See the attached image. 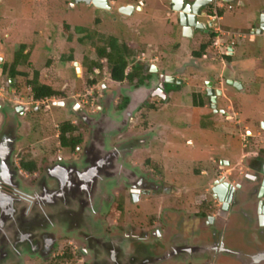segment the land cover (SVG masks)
Instances as JSON below:
<instances>
[{"label": "flooded vegetation", "instance_id": "obj_1", "mask_svg": "<svg viewBox=\"0 0 264 264\" xmlns=\"http://www.w3.org/2000/svg\"><path fill=\"white\" fill-rule=\"evenodd\" d=\"M116 1L107 0L108 7L101 9L72 0L71 7L83 3L112 12ZM159 1L167 8L173 29L179 28L181 34L172 7L166 0ZM235 1L245 7L242 0L207 4L202 10L206 16L199 18L207 27L195 29L192 37L200 40L192 55L212 43V51L223 64L220 73L213 63L206 65L209 53L201 58L193 55L188 67L196 74L182 77L177 71L183 65L177 64L170 72L160 63L152 65L158 58L149 62L143 54L134 60L132 51L126 76L139 66L141 76L117 82L105 68L108 59L100 58L96 50L89 57L104 68L90 75L73 55L63 54L59 61L71 64L73 71L79 63L90 81L99 80L84 85L92 102L81 103L70 100L84 95L70 94L55 79V88L66 94L63 98L30 102L14 89V79L5 76L9 91L21 96L22 103L0 104V264H264V111L250 115L245 108L264 91V31L259 33L264 10L251 32H225L219 22L226 8L233 10ZM218 31L223 47L216 45ZM81 34V43L87 42L89 49L112 52L100 32L81 30ZM2 64L1 76L4 59ZM166 76L182 83H166L164 89ZM179 85L185 90L169 88ZM178 98L186 119L174 131V124L160 125L154 115L170 114ZM57 101L63 104L56 105ZM54 109H64L68 115L56 128L50 121L45 125L37 119L39 113L53 118ZM85 114L95 124L94 131L82 119ZM20 117L33 125V135L39 132V140L18 142ZM187 118L192 120L187 122ZM65 122L76 129L67 136L77 142H62ZM106 122H113V131ZM170 142H182L185 148L204 153L199 169L178 173L180 178L189 173L201 179L198 186L170 183L164 176L166 168L150 158ZM190 154L182 159L192 162ZM164 157L171 162L177 156L167 151ZM222 179L230 182V207L225 210L213 193ZM190 191H202L195 196V212L159 205L139 221L137 211L145 205L156 206L165 197Z\"/></svg>", "mask_w": 264, "mask_h": 264}, {"label": "rangeland", "instance_id": "obj_2", "mask_svg": "<svg viewBox=\"0 0 264 264\" xmlns=\"http://www.w3.org/2000/svg\"><path fill=\"white\" fill-rule=\"evenodd\" d=\"M242 1L245 7H238L235 4L237 1H235L232 5L233 10H230L229 7L226 8L224 17L219 22V27L223 31L236 35H244L251 32L252 28L258 24L260 12L264 10V0ZM142 2L144 6L142 10H136L130 16H124L120 13L124 5ZM71 3H73L72 0H0V58H3L4 62L9 63L12 61L15 51L21 45H26L25 54L31 53L29 61L33 66L28 68L26 63L24 66H19L18 69L20 71H29L31 77L33 71L37 70L41 73L42 78L46 76L52 80H58L60 84L62 83L67 86V91L70 94L81 93V95H84L83 97L78 98L75 96V99H68L70 101L78 100L80 103L82 101L92 102L89 98L90 92L84 91L87 85L85 84L86 80H88L85 70L80 67L81 72L77 71V69L73 71L71 64L59 61L63 54H66V56L73 55L77 62L82 63L84 66V56H91L95 53L96 49H89L87 42L81 43V38L84 35L81 34L78 28L91 34L98 31L102 35V42L108 40L110 43L120 44V47L123 49L131 50V52L135 51L134 60L141 59L143 54H145V60L150 62V60L158 58L159 61L158 59L156 62L151 61L153 62L152 65L160 63L163 68L170 70V72L177 64L183 65L177 71L182 77L196 74L188 65L191 59L195 58L192 55V50L196 51L199 49L200 40L198 36L194 39H185L183 34H180L179 28L173 29L171 19L166 13L167 8L159 0H117L112 12L99 10L83 3L71 7ZM64 23L70 26L71 30L69 33L64 31ZM208 53L210 56L205 60L207 62L206 65L213 63L216 65L218 73H220L223 67V64L221 65L218 61L220 58L214 54L212 49ZM50 60L52 63L49 67L48 63ZM104 70L106 72V69ZM74 73H80L81 76L74 77ZM183 73L184 75H182ZM55 85L58 87V83ZM108 85L115 87L110 81ZM9 88L6 77L1 76L0 72V104L13 102V104L18 105L22 103L21 96H17L15 91L10 92ZM169 88L185 90L183 85L171 86ZM29 101L33 102L31 99ZM184 102L185 104H189V99H184ZM175 103L174 109L171 110L170 114L165 112L155 114L154 116L156 117L155 121L160 125L172 126L174 124L175 128L173 129L177 131L181 127L178 124L182 122V119H186L184 118L186 114H182L181 109L183 105H181L179 98ZM56 105H62V103L57 101ZM33 106L35 104L31 105V110ZM245 108L249 111L250 115L252 111H264V91L261 98L251 99L250 104ZM65 112L66 110L64 109H54L52 111L53 118L49 117L50 120L40 113L36 114V117L40 121L43 120V124L45 125L50 121L53 128H56L58 123L68 116ZM246 113L248 112L246 111ZM51 120L54 121L52 122ZM191 120L192 118H187L185 121ZM28 121L22 117L19 118L18 124L20 125V130L18 133L20 139L18 142H35V140L40 139L39 132L34 133V135L31 133L33 125L29 126ZM1 123L2 115L0 114V126ZM37 123L38 120H36L35 124ZM41 129L38 128V130ZM29 133H31L30 137L27 135ZM167 151L173 153V156H177L176 160L173 159L171 162H168L167 158L164 157ZM201 153L190 148H185L182 142H170L168 147H161L157 154L152 153L150 158H153L154 161H160L166 168L164 176H167L166 178L170 183H175L181 187H196L199 185L198 180L201 181V179H197L189 173L187 177L180 178L178 173L182 170L185 171V169L187 171L199 169V158H203L204 156V153ZM188 154H190L192 162H185V159H182L184 155ZM200 192L202 191L184 192L180 197H165L161 204L158 203L156 206L145 205L137 211V216L140 218L138 219L140 221L145 215L155 212L159 205H177L189 214L195 212L197 207L194 200L196 194Z\"/></svg>", "mask_w": 264, "mask_h": 264}, {"label": "trees", "instance_id": "obj_3", "mask_svg": "<svg viewBox=\"0 0 264 264\" xmlns=\"http://www.w3.org/2000/svg\"><path fill=\"white\" fill-rule=\"evenodd\" d=\"M71 30L70 26H65V32L69 33ZM81 31V29L78 28ZM112 47V52H108L106 48H102L97 50V55L100 58H107L108 63L105 66L107 68L108 73L111 75V79L117 82L124 81L128 79L129 81H133L135 78L141 76V69L142 67L134 68L133 71L130 72L128 76H126V71L130 65V56L132 55L131 50H126L120 47L118 43H110ZM212 49V43L208 42L204 44L200 51L194 52L193 55L195 57H204L209 50ZM26 45H21L18 50L15 51L12 61L5 64L3 68V76L13 78L15 81L14 89L26 99H32L36 103H41L47 99L57 98L60 100L65 96V92L62 90L55 88L53 80L49 81L42 78V75L39 71H33V75L31 77L29 71L18 69L19 66H24L26 63L28 68L32 67L33 64L29 61L31 58V53L28 52L25 54ZM89 56L85 58L84 61V68L88 75L95 74L96 69L102 70L104 66L99 63V61L91 60ZM70 60H73L71 56ZM52 61L50 60L48 66H51ZM23 77V81H20V78ZM74 77H76V73H74ZM88 79V78H87ZM98 79L96 80H89L86 82L87 86L98 84ZM30 89V90H29ZM28 90L31 93H28ZM75 131L76 129L74 126H71L69 122H65L61 125V140L66 144V142H77V140L73 137L68 138V133ZM26 169H29L27 164H24Z\"/></svg>", "mask_w": 264, "mask_h": 264}, {"label": "water", "instance_id": "obj_4", "mask_svg": "<svg viewBox=\"0 0 264 264\" xmlns=\"http://www.w3.org/2000/svg\"><path fill=\"white\" fill-rule=\"evenodd\" d=\"M169 5L172 7V11L176 16L178 17V21L180 26L182 27V33L185 38H192L193 33L195 29H204L207 27V23L200 22V17H205L206 14L202 13V10L206 7L207 4L211 3L215 0H166ZM225 3H229L232 0H218ZM77 2H86L87 4H93L94 6L106 9L108 7L107 0H77ZM137 7L134 5H129L126 7H123L121 10V13L125 15H132L134 10ZM139 9V8H137ZM213 23L209 22L208 26L212 27ZM264 31V15L261 17V28L259 30V33H262ZM0 69L3 67V59H0ZM79 63H76L77 71H79ZM155 70H158L157 67H154ZM80 77V73L78 74ZM182 83V80H177L174 76H166L163 78L162 86L165 89V84H175V83ZM63 104V103H62ZM132 109V108H131ZM82 119L85 122H88L91 127L93 128V131L96 129L94 128L95 124H92V121L90 117L85 114L82 116ZM112 124H107L106 126H109V130L113 131L115 127H113ZM98 127V126H97ZM109 133V132H107ZM109 135V134H108ZM107 137H104V139ZM213 193L215 194L216 198L223 203L222 209H227L230 207V198H228V195L230 194V182L222 179L221 181L217 182L214 185ZM192 252H197L195 248L191 249Z\"/></svg>", "mask_w": 264, "mask_h": 264}, {"label": "built area", "instance_id": "obj_5", "mask_svg": "<svg viewBox=\"0 0 264 264\" xmlns=\"http://www.w3.org/2000/svg\"><path fill=\"white\" fill-rule=\"evenodd\" d=\"M214 17H215V16H214ZM215 18H216V17H215ZM218 33H219V35H218L219 37H218V39H217L216 45H217V46L220 45V46L223 47V46H224V43H223L222 40H221V34H222V32L218 31Z\"/></svg>", "mask_w": 264, "mask_h": 264}, {"label": "crops", "instance_id": "obj_6", "mask_svg": "<svg viewBox=\"0 0 264 264\" xmlns=\"http://www.w3.org/2000/svg\"><path fill=\"white\" fill-rule=\"evenodd\" d=\"M130 4H132V3H130ZM132 5H134L137 8H139V9L136 8L134 11H136V10H142V8L144 7L143 5H137V4H132Z\"/></svg>", "mask_w": 264, "mask_h": 264}, {"label": "bare ground", "instance_id": "obj_7", "mask_svg": "<svg viewBox=\"0 0 264 264\" xmlns=\"http://www.w3.org/2000/svg\"><path fill=\"white\" fill-rule=\"evenodd\" d=\"M79 72H81V69H80V67H79Z\"/></svg>", "mask_w": 264, "mask_h": 264}]
</instances>
